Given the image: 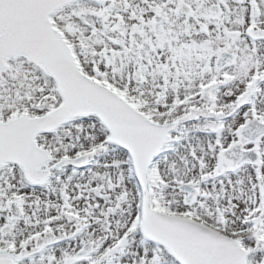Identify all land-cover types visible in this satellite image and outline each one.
Wrapping results in <instances>:
<instances>
[{"label":"snow or ice","instance_id":"6c2138e0","mask_svg":"<svg viewBox=\"0 0 264 264\" xmlns=\"http://www.w3.org/2000/svg\"><path fill=\"white\" fill-rule=\"evenodd\" d=\"M0 264H264V0H0Z\"/></svg>","mask_w":264,"mask_h":264}]
</instances>
